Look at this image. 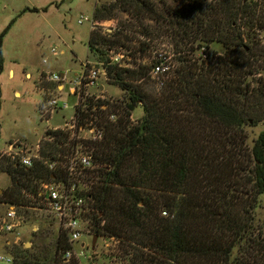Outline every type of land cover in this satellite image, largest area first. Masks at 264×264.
Listing matches in <instances>:
<instances>
[{"label": "trees", "instance_id": "1", "mask_svg": "<svg viewBox=\"0 0 264 264\" xmlns=\"http://www.w3.org/2000/svg\"><path fill=\"white\" fill-rule=\"evenodd\" d=\"M174 3L159 8L154 0H114L94 8L88 46L99 55L97 45L128 47L125 38L99 30L120 9L144 30L143 18L163 22L180 61L155 92L142 85L150 76L142 68L153 61L133 68L108 64L110 80L125 96L101 100L119 116L105 123L93 153L100 164L91 189L96 231L119 240L112 256L118 264H243L235 250L251 234L264 194V75L255 77L264 48L250 32L264 30V0ZM117 28L131 42V27ZM201 44L208 59L193 56ZM136 107L142 113L131 122ZM259 125L249 138L247 126ZM0 172L11 179L0 188V203L23 208L32 205L37 180L51 175L42 164L26 169L5 156ZM31 242L27 248L11 243L12 264H78L60 255L65 234L51 246Z\"/></svg>", "mask_w": 264, "mask_h": 264}, {"label": "rangeland", "instance_id": "2", "mask_svg": "<svg viewBox=\"0 0 264 264\" xmlns=\"http://www.w3.org/2000/svg\"><path fill=\"white\" fill-rule=\"evenodd\" d=\"M41 1L44 0H0V149L5 147L9 140L15 138H21L28 142H36L40 138L36 129L42 130L44 124L39 122V107L47 96L51 94L61 95L62 99L70 104L68 109H59L55 113L53 123L61 122L63 116L68 117L73 112V96L68 95L66 91L61 93L55 90L56 84L47 80V71L66 72L67 78L71 79L75 72L80 69L82 62L85 60H104L107 50L110 48L97 45L103 51L101 55H99L98 50L90 49L88 40L91 24L89 21L78 23L77 20L81 14L93 17L96 1L101 4L114 0H54L42 6L46 9L32 10L34 5ZM154 1L157 2L159 8L176 5L174 0ZM111 15V18L102 21L99 30L101 34L110 39L115 36L125 38V44L129 48H133L130 55L131 65L137 67L141 64H147L150 58L154 59L155 56L152 55V52L149 54L145 49L141 51L139 50L140 47H137L139 44L137 33L144 29L130 24L132 22L138 24L135 18L130 19L131 13L117 9L113 10ZM143 22L147 26V30L144 31L152 37L155 50L168 53L171 48L168 44L170 34L162 28L164 23L154 22L153 19L149 18H143ZM120 26L131 27V42H129L128 37L121 36L120 32L117 31V27ZM257 28L250 32L252 35L255 34L254 38H257L264 48V30L259 31L256 30ZM126 34L130 36L129 33ZM51 45H57L62 52L53 55L50 51ZM118 45H113L111 48L114 49ZM197 47L196 45L193 49V56L195 57H198ZM214 48H216L215 45L211 44L210 49ZM177 56L173 60L178 62ZM262 60L263 63L261 64H264V59ZM119 66H126L125 62L122 61ZM142 69L149 76L150 68ZM26 73L30 75L26 76ZM259 75H264V65L259 67V72L255 77ZM148 78H146V82L142 83L144 88L154 92L158 91L161 88L157 79L158 76L157 78L151 76ZM101 84L104 88L103 92L100 91L101 87H93L89 88L87 94L94 93L90 95L94 98L99 95V98L123 100L125 91L118 82L108 80L101 82ZM87 99L89 100L91 97H87ZM141 110L140 107H136L131 112L129 115L131 122L138 120L142 113ZM107 121L104 123H108ZM34 127H36V135L33 134ZM260 128L261 125L247 126L249 138L254 137ZM10 182L9 175L0 172V188L9 186ZM5 210L6 206L0 203V214H3ZM19 211L25 216L26 222L21 228L23 236L17 245L30 247L32 239L42 241L44 246L54 244L57 237V222L53 214L39 208L20 207ZM33 226H36L35 231L32 230ZM250 237L256 241H250ZM91 244L93 248L104 253L95 259V264H118L110 255L108 247L104 246L103 241L97 239V236L95 242ZM11 246L12 244H7L5 235L0 233V257L13 259ZM238 249L239 253L236 249L235 255L240 256L243 264H264V194L260 196L259 204L255 210L251 234H247L245 241L240 244ZM0 264L12 263L0 259Z\"/></svg>", "mask_w": 264, "mask_h": 264}, {"label": "built area", "instance_id": "3", "mask_svg": "<svg viewBox=\"0 0 264 264\" xmlns=\"http://www.w3.org/2000/svg\"><path fill=\"white\" fill-rule=\"evenodd\" d=\"M89 21L91 29L95 27L93 17L81 14L78 23ZM132 29L126 31L131 36ZM262 31L263 29L257 28ZM137 38L140 43H145L147 53L155 56L148 60L151 63L149 74L159 80L173 72L178 66V62L173 58L179 55L175 49L172 39L169 37L168 44L170 50L156 51L152 43V37L142 31H138ZM171 39V41H170ZM154 42V41H153ZM165 43V42H164ZM133 48L117 46L108 49L104 60L82 62L81 67L75 72L74 77L69 79L66 72L47 71V80L54 82L55 90L66 91L73 96V112L68 116H63L61 122L53 123L55 113L59 109H68L70 104L62 99L61 95H50L40 103V124L42 130L36 129L40 138L35 142H28L22 139L9 140L5 147L0 149V157H8L17 165L28 169L35 165L42 164L51 173L47 179L37 180L36 194L33 197L32 205L27 208H39L47 213L53 214L57 222V236L66 235L67 246L60 248V255L65 262L76 261L78 264H95V259L103 255L92 246V239L103 241V245L108 247L110 255L117 253L119 240L115 236L99 235L95 224V210L92 203V184L95 182L93 173L97 171L100 164L94 159V149L105 134V121H116L118 113L108 112L107 104L101 102L104 98L92 97L89 88L101 87V82L110 80L108 64L123 61L125 68H133L130 63V55ZM136 49V48H134ZM198 57L208 59L207 47L200 45L197 47ZM50 51L53 55H58L62 50L57 45H51ZM154 52V53H153ZM123 67V66H120ZM91 97V99H87ZM113 101V99H107ZM84 111L85 113H80ZM107 113L105 114V112ZM29 195V193H26ZM6 210L0 214V233L5 235L7 244L19 243L22 238L21 228L26 222L25 216L19 211L16 204L3 203ZM36 226L32 230H36ZM107 255V254H106ZM6 262L13 261L9 257H0Z\"/></svg>", "mask_w": 264, "mask_h": 264}, {"label": "crops", "instance_id": "4", "mask_svg": "<svg viewBox=\"0 0 264 264\" xmlns=\"http://www.w3.org/2000/svg\"><path fill=\"white\" fill-rule=\"evenodd\" d=\"M49 1H50V2H53L54 0H44V1H41V2H39V3H36L34 6H35V8H43L42 6H44V4H46V3L49 2ZM97 3H99V2L96 1L95 4H94V6H96ZM36 6H37V7H36ZM28 75H30V74H29V73H26V76H28ZM35 129H36V127L33 128V132H34L33 134H34V135H36V134H35ZM15 139H19V138H15ZM20 139H21V138H20ZM22 140H23V139H22Z\"/></svg>", "mask_w": 264, "mask_h": 264}, {"label": "water", "instance_id": "5", "mask_svg": "<svg viewBox=\"0 0 264 264\" xmlns=\"http://www.w3.org/2000/svg\"><path fill=\"white\" fill-rule=\"evenodd\" d=\"M95 240H96V236H94V237H93V241H92V242L94 243V242H95Z\"/></svg>", "mask_w": 264, "mask_h": 264}]
</instances>
